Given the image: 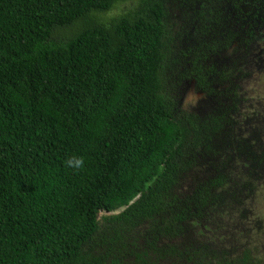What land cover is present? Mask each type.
Here are the masks:
<instances>
[{
    "label": "trees",
    "instance_id": "1",
    "mask_svg": "<svg viewBox=\"0 0 264 264\" xmlns=\"http://www.w3.org/2000/svg\"><path fill=\"white\" fill-rule=\"evenodd\" d=\"M260 74L264 0H0V264H264Z\"/></svg>",
    "mask_w": 264,
    "mask_h": 264
},
{
    "label": "rangeland",
    "instance_id": "2",
    "mask_svg": "<svg viewBox=\"0 0 264 264\" xmlns=\"http://www.w3.org/2000/svg\"><path fill=\"white\" fill-rule=\"evenodd\" d=\"M115 13V12H111L110 14ZM254 79H253V83L251 84V87L248 89L249 91H251L253 93V91L259 93L260 96H258V98L260 99V101H258L259 99H255L254 101H251V104L254 108L259 109V111H262V118H264V74L263 75H254ZM170 85H172V80L169 82ZM174 92V91H173ZM192 95V94H191ZM255 96L252 95V99H254ZM184 101L185 102H190L192 101V96L189 97H184ZM261 137V141L264 142V131L260 134ZM259 183H263L264 178H263V173H261L259 179H258ZM262 202H264V198L261 199ZM263 209H264V205H263Z\"/></svg>",
    "mask_w": 264,
    "mask_h": 264
},
{
    "label": "clouds",
    "instance_id": "3",
    "mask_svg": "<svg viewBox=\"0 0 264 264\" xmlns=\"http://www.w3.org/2000/svg\"><path fill=\"white\" fill-rule=\"evenodd\" d=\"M83 164V160L82 158L78 157V156H73L70 157L67 161H66V165L69 167H72L74 169H78L82 166Z\"/></svg>",
    "mask_w": 264,
    "mask_h": 264
},
{
    "label": "flooded vegetation",
    "instance_id": "4",
    "mask_svg": "<svg viewBox=\"0 0 264 264\" xmlns=\"http://www.w3.org/2000/svg\"><path fill=\"white\" fill-rule=\"evenodd\" d=\"M192 87H193V84H192L191 86H187V87H186V89H187L186 92H187V93L184 94V97H185V98H186V97H189V96H192V95H191V94H192V92H191V91H192ZM188 88H189V89H188ZM198 95H199V94H198ZM198 95H197V96H198ZM195 98H196V95H195Z\"/></svg>",
    "mask_w": 264,
    "mask_h": 264
}]
</instances>
